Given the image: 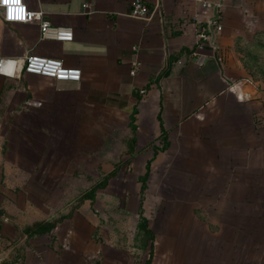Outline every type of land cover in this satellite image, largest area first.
Masks as SVG:
<instances>
[{
	"label": "crops",
	"instance_id": "1",
	"mask_svg": "<svg viewBox=\"0 0 264 264\" xmlns=\"http://www.w3.org/2000/svg\"><path fill=\"white\" fill-rule=\"evenodd\" d=\"M133 1L24 0L35 20L0 17V60L14 64L0 72V264H264V87L238 54L264 53V0H142L149 20L130 16ZM210 19L222 30L197 49ZM43 21L72 41L41 39ZM30 53L80 81L26 74ZM89 158L103 173L130 161L65 212V175ZM70 212L50 233L22 232Z\"/></svg>",
	"mask_w": 264,
	"mask_h": 264
},
{
	"label": "built area",
	"instance_id": "2",
	"mask_svg": "<svg viewBox=\"0 0 264 264\" xmlns=\"http://www.w3.org/2000/svg\"><path fill=\"white\" fill-rule=\"evenodd\" d=\"M199 1L202 8L205 9L217 8L219 5L218 0ZM15 7H22L24 9L23 20L9 19L8 13L13 11L14 5L6 4L5 0H0V17L4 22L10 24H25L35 20L36 14L28 9L24 0H20V4L15 5ZM16 13L19 14V9H16ZM130 16L135 19L149 20L152 12L142 0H134L131 4ZM214 29L220 32L222 27L217 25L212 19L208 20L206 26H203L199 33L197 49H202V44L210 41L211 35L214 34ZM40 34L43 40L71 42L73 39L72 31L69 28L56 27L46 21L40 24ZM8 63V61L0 60V67H6ZM23 71L26 74L50 78L56 82H79L81 78V72L79 70L65 67L58 60L37 56L32 53L25 57ZM0 72L5 74L3 71Z\"/></svg>",
	"mask_w": 264,
	"mask_h": 264
},
{
	"label": "rangeland",
	"instance_id": "3",
	"mask_svg": "<svg viewBox=\"0 0 264 264\" xmlns=\"http://www.w3.org/2000/svg\"><path fill=\"white\" fill-rule=\"evenodd\" d=\"M241 51L242 52H239L238 54L240 55L241 65H243V69L248 74L249 81L253 84H258L259 86L264 87V53L263 54L260 53L257 55L258 51H256L255 48H253L249 44H245L244 48L241 49ZM3 115H4L3 112H1L0 113V123L2 121ZM105 159L106 157L100 158L101 161H104ZM73 166H69V170L65 175V177H67L65 180V183L67 185L65 191L67 194L66 197L68 198V201H69L66 206L67 211L65 212H68L69 210L72 211L76 207V204L79 200V197L82 195V193L90 190L91 187L95 185L97 182H101L103 179L102 175L104 174L101 171L97 172L95 170V167H92L90 158L89 160L85 161V167H83V170H78V172L75 174L72 173ZM144 175L145 173L141 177H143ZM141 177H139V180ZM147 179H146V182H147ZM146 182H145V185H146ZM135 242H137L136 239H135ZM8 248H9V251H8ZM3 249L5 252L6 250L8 251L7 255L10 254L11 252V255H13L14 258H17L14 252H16V254L17 253L19 254V250H18L19 247L11 246V244H7V243L3 244ZM7 255L3 257V261H8V260L12 261L13 258L7 257ZM0 258H2V256Z\"/></svg>",
	"mask_w": 264,
	"mask_h": 264
},
{
	"label": "trees",
	"instance_id": "4",
	"mask_svg": "<svg viewBox=\"0 0 264 264\" xmlns=\"http://www.w3.org/2000/svg\"><path fill=\"white\" fill-rule=\"evenodd\" d=\"M174 60V58H171V60L169 59V61L167 62V66H166V69L165 71L161 74V77L162 76H165L168 74V68H169V64L170 62H172ZM132 120H134L132 118ZM131 128L132 130L134 131V125H131ZM161 136L165 137V132L164 130L162 129L161 130ZM134 148H135V139L134 137H132L128 142H127V150H126V153L127 154H131L130 155V159L133 157V151H134ZM130 159L126 160L125 162H119L117 163L114 168L108 172V173H104L102 175L103 179L101 182H97L95 185H93L91 187L90 190L82 193V195L79 197V200L76 204V207H79L82 203H84L86 200H93L96 196V193L99 189H103L107 186V182L114 178L119 169L129 163ZM150 163L151 161H149L146 165V173L143 177L140 178V183H141V198L143 197L142 193L143 191L145 190L146 188V185H145V182H146V179L149 175V172H150ZM142 200V199H141ZM74 208V209H75ZM71 216V212L68 213L67 215L65 216H62L60 217L58 220L56 221H52V222H39V223H35L31 226H27L23 229V234L26 235L28 238H32V237H35V236H41V235H44V234H47V233H50L51 230L53 228H55L56 224L58 222H61L62 220L66 219V218H69ZM137 230H138V234L137 236H141V241L144 243V245L148 242V241H151L153 240V234L152 232L148 229V226H147V221L144 217L141 216L140 218V221L139 223L137 224ZM151 259V258H150ZM150 259L145 263V264H149L150 263Z\"/></svg>",
	"mask_w": 264,
	"mask_h": 264
},
{
	"label": "snow or ice",
	"instance_id": "5",
	"mask_svg": "<svg viewBox=\"0 0 264 264\" xmlns=\"http://www.w3.org/2000/svg\"><path fill=\"white\" fill-rule=\"evenodd\" d=\"M6 4L14 5L13 11L8 13L9 19L23 20L24 9L22 7H15L20 4V0H5ZM16 9H19V14L16 13ZM14 64L9 62L6 67H0V71L7 72L9 75L13 73Z\"/></svg>",
	"mask_w": 264,
	"mask_h": 264
}]
</instances>
